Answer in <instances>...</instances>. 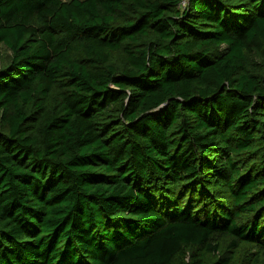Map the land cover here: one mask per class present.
Wrapping results in <instances>:
<instances>
[{
  "label": "trees",
  "instance_id": "16d2710c",
  "mask_svg": "<svg viewBox=\"0 0 264 264\" xmlns=\"http://www.w3.org/2000/svg\"><path fill=\"white\" fill-rule=\"evenodd\" d=\"M0 264H264V0H0Z\"/></svg>",
  "mask_w": 264,
  "mask_h": 264
},
{
  "label": "rangeland",
  "instance_id": "374dc122",
  "mask_svg": "<svg viewBox=\"0 0 264 264\" xmlns=\"http://www.w3.org/2000/svg\"><path fill=\"white\" fill-rule=\"evenodd\" d=\"M0 53L5 57L9 54V51L6 49L5 46L1 45L0 46Z\"/></svg>",
  "mask_w": 264,
  "mask_h": 264
}]
</instances>
